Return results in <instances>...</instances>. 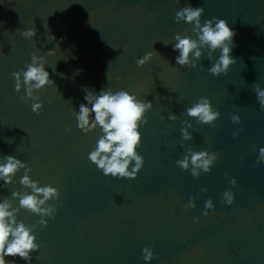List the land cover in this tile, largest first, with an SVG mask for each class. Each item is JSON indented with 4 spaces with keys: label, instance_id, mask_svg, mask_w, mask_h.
I'll return each mask as SVG.
<instances>
[{
    "label": "water",
    "instance_id": "water-1",
    "mask_svg": "<svg viewBox=\"0 0 264 264\" xmlns=\"http://www.w3.org/2000/svg\"><path fill=\"white\" fill-rule=\"evenodd\" d=\"M185 6L204 8L202 24L224 19L235 32L236 63L227 75L208 71L219 50L209 61L201 48L197 68L176 65L175 36L198 39L194 25L175 21ZM27 30L37 37L24 38ZM50 50L56 54L48 56ZM32 53L45 57L55 82L34 92L39 114L32 100L20 99L26 91H15L12 75L27 70ZM148 53L152 60L139 68ZM256 84L264 90V0H0V162L14 156L32 169L38 186L60 194L43 205L54 219L17 213L40 245L31 264H264V163L256 160L264 109ZM106 88L153 105L139 129L145 164L134 180L106 177L90 162L102 131L83 133L73 114L87 104L88 91ZM201 97L221 114L215 127L187 115ZM172 114L176 121L168 119ZM184 121L192 125L190 141L181 134ZM189 148L218 154L210 173L194 178L177 166ZM23 175L21 169L11 185L0 181V203L7 198L18 208L12 193L31 194L19 183ZM225 191L234 195L231 206L223 203ZM192 197L196 207L186 210ZM209 199L215 210L205 217ZM144 248L153 251L151 261Z\"/></svg>",
    "mask_w": 264,
    "mask_h": 264
},
{
    "label": "clouds",
    "instance_id": "clouds-1",
    "mask_svg": "<svg viewBox=\"0 0 264 264\" xmlns=\"http://www.w3.org/2000/svg\"><path fill=\"white\" fill-rule=\"evenodd\" d=\"M204 14V8L185 6L176 13V23H187L194 25L192 31L198 39L191 37L175 36L176 43L173 51L179 53L176 57V65L181 68L194 69L198 65L193 63V59L200 61L203 53L201 48H206L207 58L213 61V54L220 51V56L208 69L212 76L219 77L227 75L236 60L231 57L233 40L235 32L228 26L224 19L213 18L201 23ZM21 35L26 39L37 37L35 30L23 31ZM54 39V37H53ZM167 46V45H165ZM55 51H49L48 56H54ZM191 54V59H190ZM153 58L152 53L144 55L137 60V66L143 68ZM46 59L31 54V63L27 65V70L21 69L12 75L15 79V91L20 92L22 88L26 91V96L20 99L24 102L32 100V111L39 114L43 108L40 99L34 92L43 90L46 86H55V82L50 79V74L45 70ZM256 98L261 109H264V90L258 84L254 85ZM87 104H80L79 112H74L78 122V128L85 134L91 133L98 127L102 135L96 143V147L89 153L88 159L100 170L104 176L113 179H137L138 174L143 169L145 160L139 154L138 149L142 144V135L139 131L142 125H147L146 114L152 110L151 102H143L136 96L129 94L128 91L113 92L111 88L102 89L98 94L88 91L84 97ZM187 115L195 119L198 123L215 127V122L220 118V112L215 111L211 102L201 97L199 102L186 109ZM94 115V120L91 117ZM171 121H176L177 116L172 114L168 117ZM231 121L234 124L240 123V117L233 115ZM187 127H182L181 134L184 141H190L193 136L188 129L192 127L187 121L183 122ZM70 133V129H66ZM242 131V130H241ZM234 137L238 133L233 134ZM183 147V145H181ZM218 154L208 151H193L188 149L187 154L182 160H177V166L185 172L191 173L194 178H199L201 172L210 173ZM256 160L264 163V147L258 149ZM134 163V166H133ZM24 175L19 183L28 189L29 193L13 192L12 197L19 200V207L12 208L7 198L0 203V264H8L6 257L20 258L26 264H31L32 254L39 250L40 245L36 242V236L33 235L34 229L26 226L23 222L17 221V213L23 209L30 214L47 216L54 219L52 207L45 209L43 205L55 198L59 201L60 194L55 187L38 186L39 182H34L29 172L31 168L14 156L4 157V162H0V181L6 185L13 183V178L21 170ZM199 170V171H198ZM227 178V177H226ZM230 183L235 186L236 180L233 178ZM207 191V189H201ZM42 197V198H41ZM223 203L231 206L234 201V195L231 191L223 193ZM197 197H192L185 209H194L196 207ZM209 210L214 211V205L211 199L205 203L203 215L206 217ZM56 212V209H55ZM196 218L194 222H198ZM39 224L47 227V220L40 219ZM143 257L146 262L154 258V253L150 248L143 249Z\"/></svg>",
    "mask_w": 264,
    "mask_h": 264
}]
</instances>
